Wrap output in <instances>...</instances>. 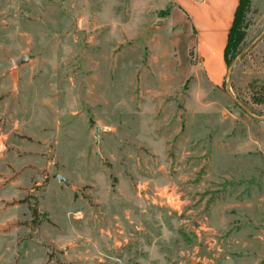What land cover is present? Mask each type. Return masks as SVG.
<instances>
[{
  "label": "rangeland",
  "instance_id": "rangeland-1",
  "mask_svg": "<svg viewBox=\"0 0 264 264\" xmlns=\"http://www.w3.org/2000/svg\"><path fill=\"white\" fill-rule=\"evenodd\" d=\"M250 1L214 85L171 0H0V264H264V0Z\"/></svg>",
  "mask_w": 264,
  "mask_h": 264
},
{
  "label": "crops",
  "instance_id": "crops-1",
  "mask_svg": "<svg viewBox=\"0 0 264 264\" xmlns=\"http://www.w3.org/2000/svg\"><path fill=\"white\" fill-rule=\"evenodd\" d=\"M221 3L227 7L226 15L224 17L219 15L217 18L210 16L215 7ZM171 4L174 9L172 17L168 18L169 21L172 18V22H168L169 27L174 31V28L186 25L188 35L193 39V44L188 47L194 48L196 60L200 62L199 67L203 68L208 79L214 85L224 84L228 70L225 50L240 0H171ZM168 24L166 22L167 26ZM152 28L153 26L148 30L144 26V29L148 31H151ZM155 36H165V34ZM163 51V57L167 59L169 53L165 52L167 51L166 47ZM165 69L170 71L169 66H165ZM179 72L181 78L189 72L182 61H180ZM195 72L196 74L200 73L197 68L193 70V73Z\"/></svg>",
  "mask_w": 264,
  "mask_h": 264
},
{
  "label": "trees",
  "instance_id": "trees-1",
  "mask_svg": "<svg viewBox=\"0 0 264 264\" xmlns=\"http://www.w3.org/2000/svg\"><path fill=\"white\" fill-rule=\"evenodd\" d=\"M250 0H240L237 9L234 24L229 33V40L225 50V61L227 67H231L237 58L239 50L246 38L247 24L245 22L246 15L250 9Z\"/></svg>",
  "mask_w": 264,
  "mask_h": 264
},
{
  "label": "water",
  "instance_id": "water-1",
  "mask_svg": "<svg viewBox=\"0 0 264 264\" xmlns=\"http://www.w3.org/2000/svg\"><path fill=\"white\" fill-rule=\"evenodd\" d=\"M159 25H161V22H159ZM28 61H29V58H28L27 56H21V58L18 60V62H16V64L21 65V64L27 63ZM99 131H100V128L97 127V134H96V137H98V133H99ZM58 180H59V181H64V182L67 181V180H66L64 177H62V176H60V177L58 178Z\"/></svg>",
  "mask_w": 264,
  "mask_h": 264
}]
</instances>
